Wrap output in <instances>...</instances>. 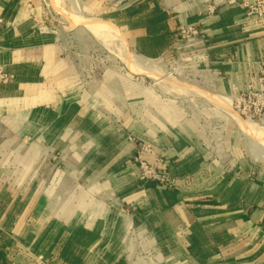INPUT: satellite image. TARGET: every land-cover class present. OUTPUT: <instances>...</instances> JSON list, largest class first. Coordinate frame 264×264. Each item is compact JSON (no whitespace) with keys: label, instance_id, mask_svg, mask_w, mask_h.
<instances>
[{"label":"crops","instance_id":"0c3cea01","mask_svg":"<svg viewBox=\"0 0 264 264\" xmlns=\"http://www.w3.org/2000/svg\"><path fill=\"white\" fill-rule=\"evenodd\" d=\"M77 1L135 55L201 57L214 96L256 84L253 0ZM54 18L43 0H0V264H264L263 127L231 128L213 153L178 98L102 72ZM139 143L175 185L140 181Z\"/></svg>","mask_w":264,"mask_h":264},{"label":"rangeland","instance_id":"374dc122","mask_svg":"<svg viewBox=\"0 0 264 264\" xmlns=\"http://www.w3.org/2000/svg\"><path fill=\"white\" fill-rule=\"evenodd\" d=\"M43 6L45 10L52 12L54 15V24L67 26V35H70L68 38L73 49H84L85 55L89 56V59L98 62L102 72L110 69L112 73L118 76L121 74L133 76L134 90L138 91L143 85L151 86L152 88H160L165 93L166 98H178L177 101L181 102L185 107L188 117L196 123L213 153L219 152L221 154L223 149L224 151L227 150L226 144L229 141L231 128L237 134L240 131L239 124H248L251 128L254 124L256 125V123H252V121L247 119L244 121L245 118L242 119L239 114H235L237 112L234 109L233 98L219 99L218 97L217 99V96H214L213 91H211L209 85L206 83L204 74L187 70V68H183L181 63H176V60L170 62L152 60L155 63L157 72H148V74L134 67L131 64V56L135 54L127 48L123 36L118 37L120 35L118 33H116L118 36L115 34L105 36L103 33V35H100V23L109 21L95 17L89 8L81 6L77 0H43ZM113 26L115 29L117 28L114 24ZM97 29L100 30H98L100 33L96 31ZM78 30L84 33L81 36L82 41L72 36ZM116 30L119 32L118 28ZM80 42H82V45ZM76 52H80V50ZM163 82L165 84H162ZM174 87H177V89ZM183 88L189 91H185ZM230 110H233L235 115ZM256 126L252 130L256 131L259 127H263L262 129H264L263 124ZM260 131V133H264L261 129ZM257 141L264 147V144L258 138Z\"/></svg>","mask_w":264,"mask_h":264},{"label":"built area","instance_id":"2783aa9c","mask_svg":"<svg viewBox=\"0 0 264 264\" xmlns=\"http://www.w3.org/2000/svg\"><path fill=\"white\" fill-rule=\"evenodd\" d=\"M235 2L231 0L230 3ZM247 16L252 18L256 23L264 25V0H253L247 5ZM1 23V22H0ZM186 37L198 33V29L192 25L183 29ZM176 63H181L183 68L187 70L204 73L201 65V57L190 55L176 59ZM261 72L257 75L256 84L250 83L245 90L237 91L234 96V109L242 118L257 124L264 125V59L259 62ZM10 76L0 67V81H5ZM135 141V137L129 138ZM139 151L135 157L140 169V181L144 184L158 183L161 185H175L176 180L170 178L164 171L160 170L156 165L142 157V152H151L152 148L149 144L139 143ZM11 264H19L12 262ZM35 264H48L43 256L36 258Z\"/></svg>","mask_w":264,"mask_h":264},{"label":"bare ground","instance_id":"6f19581e","mask_svg":"<svg viewBox=\"0 0 264 264\" xmlns=\"http://www.w3.org/2000/svg\"><path fill=\"white\" fill-rule=\"evenodd\" d=\"M74 1V0H73ZM88 21V20H87ZM95 22V21H94ZM95 25H96V23H95ZM95 27V26H94ZM96 28H98V27H96ZM95 28V29H96ZM114 28V29H113ZM117 29V28H116ZM115 29V27L113 26V24H111V23H109V22H102V23H100V30H101V33L99 32L100 30L99 29H97L96 31L98 32V33H100V35L103 33V34H105V36H109V35H117L116 33H118V34H120L118 37H122V35H121V33H120V31L118 32L117 30ZM99 30V31H98ZM119 30V29H118ZM97 34V33H96ZM102 34V35H103ZM115 38H117V37H115ZM122 39V38H121ZM119 40V39H118ZM123 40V39H122ZM111 43V42H110ZM114 45V44H113ZM126 46V45H125ZM131 58H132V62H131V64L134 66V67H136V68H139L140 70H142V71H145V73L147 72V74H148V72H157L156 71V69H155V63L152 61V60H150V59H148V58H144V57H141V56H138V55H133V56H131ZM151 74V73H150ZM154 74V73H153ZM162 84H165L164 82L162 83ZM183 84V83H182ZM181 84V85H182ZM184 86V85H183ZM186 86V85H185ZM175 89H177V87H174ZM184 89V88H183ZM185 90V89H184ZM188 90V89H187ZM187 90H185V91H187ZM189 91V90H188ZM196 91H198V90H196ZM189 94V93H188ZM201 94V93H200ZM215 98V97H214ZM209 99H210V97H209ZM212 99V98H211ZM217 99H218V97H217ZM220 99V98H219ZM212 101H214V100H212ZM217 101V100H216ZM222 101V100H221ZM220 101V102H221ZM224 101H226V100H224ZM213 103H215V102H213ZM224 103V102H223ZM229 103V102H228ZM216 104V103H215ZM228 109H230V108H228ZM231 111V110H230ZM233 111V110H232ZM231 111V112H232ZM233 114H234V111H233ZM236 115H237V113H235ZM234 114V115H235ZM239 117V116H238ZM242 118V117H241ZM239 119V118H238ZM243 119V118H242ZM245 121V120H244ZM239 123H240V121H238ZM241 122H243V121H241ZM253 123V122H252ZM253 125V124H252ZM258 125V124H257ZM242 128H244V129H246V130H244L245 132V134L247 135V137H249L248 135L250 134L249 132H248V130H251L252 128H256L257 126L254 124V126L251 128L248 124L246 125V124H241L240 125ZM243 130V129H242ZM252 131V130H251ZM263 131H264V129H263ZM254 133L256 132V131H253ZM261 132V131H260ZM251 135H253V133L251 132ZM255 136V135H254ZM251 137V136H250ZM250 137H249V139H250ZM259 137V136H258ZM255 139V138H254ZM260 139V138H259ZM252 140V139H251ZM249 142H250V140H249ZM252 142V141H251ZM250 142V144L252 145L253 143H251ZM255 143H258V141L256 140V142ZM259 144V143H258ZM250 145V146H251ZM260 145V144H259ZM258 145V146H259ZM255 146V145H254ZM254 146L253 147H251V149H254ZM256 152H258V151H256ZM260 153V152H259ZM258 154V153H257ZM256 154V155H257ZM255 155V156H256ZM258 156H259V154H258ZM261 156V155H260ZM264 159V158H263Z\"/></svg>","mask_w":264,"mask_h":264}]
</instances>
